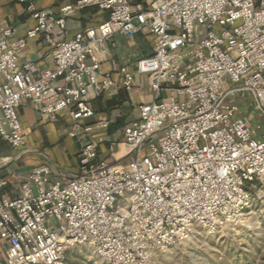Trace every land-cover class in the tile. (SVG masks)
Here are the masks:
<instances>
[{"label":"built area","instance_id":"2783aa9c","mask_svg":"<svg viewBox=\"0 0 264 264\" xmlns=\"http://www.w3.org/2000/svg\"><path fill=\"white\" fill-rule=\"evenodd\" d=\"M35 1L28 10L36 25L25 35L0 27V136L20 155L22 102L49 118L64 111L69 136L81 142V176L63 183L51 179L49 165L34 166L15 198L0 178L7 242L0 264H63L67 249L82 244L109 263H138L149 247L189 239L198 227L217 232L248 207V186L264 181V133L257 137L229 97L245 93L264 111V0H78L59 14ZM91 6L108 17L68 41L53 38L68 16ZM145 28L155 36L152 52L136 72L122 67L119 82L98 52L114 35L132 38ZM39 33L53 46L54 66L44 71L23 60ZM136 73L151 76L155 95L125 128L132 160L97 165L93 137L107 124L87 122L89 87L131 91ZM164 91L172 94L163 98Z\"/></svg>","mask_w":264,"mask_h":264},{"label":"crops","instance_id":"0c3cea01","mask_svg":"<svg viewBox=\"0 0 264 264\" xmlns=\"http://www.w3.org/2000/svg\"><path fill=\"white\" fill-rule=\"evenodd\" d=\"M78 0H36L41 10L59 14L66 4H74ZM155 0H131L132 5L142 2L149 6ZM30 0H0V27L12 25L18 29L17 36L25 35L26 31L36 25L35 19L28 10ZM108 17V12L96 6L84 8L67 17L64 29L55 27L52 36L56 41H68L78 33L93 27ZM155 36L148 29H143L134 37L121 34L114 35L104 49L98 52L105 72L118 78L122 67L136 72L138 61L151 54ZM53 46L43 33L30 39L24 49L23 60L32 61L40 71L54 66L52 58ZM151 76L135 74L134 88L131 91L122 86L116 90L103 91L97 94L89 87L90 105L94 115L87 122L106 123L107 126L94 135L97 142V165L105 163H127L132 155L127 153L124 145V131L132 122L140 118L142 103L154 99L155 92L151 88ZM4 78L0 74V82ZM57 82H60L57 81ZM172 92L164 91L167 98ZM242 94L231 95L229 99L240 106L238 116L243 117L250 126L258 127L257 137L264 133V113L255 105L244 100ZM250 98L249 96H247ZM246 97V98H247ZM18 115L25 132L26 145L19 155L11 145L0 136V156L4 159L0 166V178L8 181L5 192L10 198L18 196L21 183L34 166L49 165L51 179L66 183L81 176L80 148L81 142L69 136L71 118L61 111L55 118L43 115L30 101L24 100L18 108ZM7 242L0 240V262L6 260Z\"/></svg>","mask_w":264,"mask_h":264},{"label":"rangeland","instance_id":"374dc122","mask_svg":"<svg viewBox=\"0 0 264 264\" xmlns=\"http://www.w3.org/2000/svg\"><path fill=\"white\" fill-rule=\"evenodd\" d=\"M241 96L249 103L252 100L245 93ZM248 191V207L221 230L210 232L198 227L189 239L149 247L144 253L146 258L133 264H264V181L249 185ZM63 264L112 263L91 245L82 244L67 249Z\"/></svg>","mask_w":264,"mask_h":264}]
</instances>
